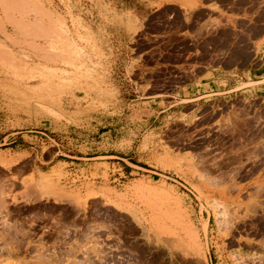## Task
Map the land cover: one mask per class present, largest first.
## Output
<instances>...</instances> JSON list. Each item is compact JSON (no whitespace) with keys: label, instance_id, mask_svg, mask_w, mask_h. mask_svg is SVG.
I'll use <instances>...</instances> for the list:
<instances>
[{"label":"rangeland","instance_id":"1","mask_svg":"<svg viewBox=\"0 0 264 264\" xmlns=\"http://www.w3.org/2000/svg\"><path fill=\"white\" fill-rule=\"evenodd\" d=\"M198 1L160 6L121 37L103 0H0V264H106L110 255L137 264H264L261 100L234 93L192 118L177 114L188 105L179 104L171 116L181 120L159 119L137 143L154 180L117 190L107 172L84 171L78 187L67 174L58 182L42 175L40 187L20 183L12 169L19 160L1 152L9 134L41 131L47 136L27 135L74 138L80 152L66 154L100 156L86 153L99 146L104 115L133 113L140 124L142 97L180 98L206 71L233 77L250 68L264 50V0ZM208 1L216 8L203 9Z\"/></svg>","mask_w":264,"mask_h":264},{"label":"crops","instance_id":"2","mask_svg":"<svg viewBox=\"0 0 264 264\" xmlns=\"http://www.w3.org/2000/svg\"><path fill=\"white\" fill-rule=\"evenodd\" d=\"M103 0L104 4L110 6V9L115 13L114 27L117 31H114L119 36L125 37L130 35L133 30L139 25L147 21L149 16L156 12L160 6H168L172 4L181 5L183 8L194 1L199 8L200 3L198 0ZM159 4V5H157ZM212 1L203 3V9L210 10ZM126 7L122 10V7ZM125 11V12H124ZM113 17V18H114ZM113 27V26H112ZM113 27V29H114ZM110 28V27H109ZM107 28V29H109ZM111 29V28H110ZM110 31V30H109ZM113 34V37L116 36ZM105 37V36H104ZM261 44V42H259ZM264 48V41L262 43ZM210 74V75H209ZM239 93L240 98L245 100H261L264 102V50H259L255 56L254 63L250 68L244 70L238 74H233V77L224 75L221 71L213 68L210 71H206L201 77L200 81H197L194 85V89L183 90L178 93L180 98L174 95L164 94L160 95L164 99H159L154 96H146L144 101H140L136 106L140 107L141 120L140 124L135 119L133 113L131 115L114 113L113 115H104L105 120L100 122V129L98 131L99 145L96 148H92L91 153H86L88 156L93 154H100V156L83 157L76 155H68L62 150V148L68 152H80L79 145H74L72 142L78 140L72 139V142L64 143L66 137L59 135L56 140L48 137L49 140L44 139L45 135L41 131H27L16 132L9 134L6 138H11L8 149L1 150L9 151L12 159H18L19 162L12 166V169H16L15 174L18 175V182H30L38 181L39 187L41 186L42 175H48L54 182H58V174H67L66 181H78V186L85 183L83 180L84 171L87 177H90L92 173L102 175L107 172L109 175V181L111 184L110 189L122 187L133 180H141V178L147 180H154L153 174H158L156 171L149 169L152 165H149L143 160V156H140V145L137 143L143 142L144 135L155 129H159L160 126L156 124L159 119H176L181 120V117L172 115V109H175L179 104L196 102V107L190 112H183L188 109L187 106L179 107L177 114H185L187 117L192 118L194 115H198L200 110L205 107H214L213 102L221 105L224 102H228L232 94ZM169 98H173L171 100ZM137 101V100H132ZM111 114V113H108ZM189 119V118H187ZM46 129V128H45ZM47 130V129H46ZM58 131V129H54ZM51 131V132H54ZM90 131V130H89ZM34 132L38 135H27V133ZM76 130L72 132L76 134ZM90 135H85L84 137ZM54 142V143H53ZM124 142H131L130 146L124 150L122 144ZM72 146V148H68ZM114 151V153H112ZM107 154V155H101ZM67 157V158H65ZM127 157V158H124ZM75 160V161H73ZM28 162L29 167L20 168L19 165ZM136 175L137 178H130ZM33 176V179L31 178ZM123 178H128L124 180ZM65 182V181H64ZM95 183L103 184V180L94 181ZM105 184V183H104ZM103 186H100L102 188ZM107 188V187H103ZM121 189V188H120ZM70 190H67L69 192ZM64 204V203H63ZM247 252L250 249L245 248ZM249 253L242 255L244 258H250ZM212 259V257H210Z\"/></svg>","mask_w":264,"mask_h":264},{"label":"flooded vegetation","instance_id":"3","mask_svg":"<svg viewBox=\"0 0 264 264\" xmlns=\"http://www.w3.org/2000/svg\"><path fill=\"white\" fill-rule=\"evenodd\" d=\"M38 240V239H37ZM103 242H106V241H111V239H108V238H104V239H101ZM47 242V241H46ZM122 242V241H121ZM115 244H117V241H113L110 245L111 246H113V245H115ZM48 245H51V244H48ZM105 245H107L106 243H105ZM125 250V249H124ZM127 257H129L128 255H124V256H122V255H110V257L109 258H113V262L112 263H108V262H106V264H122L123 262L121 261V260H123V261H125V262H128L127 264H137V262H135V261H128L127 259H125V258H127ZM95 260H97V259H95ZM120 260V261H119ZM93 261V260H92ZM103 262H105V260H102Z\"/></svg>","mask_w":264,"mask_h":264}]
</instances>
